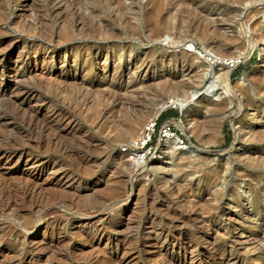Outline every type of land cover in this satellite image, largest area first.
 <instances>
[{"label":"rangeland","instance_id":"rangeland-1","mask_svg":"<svg viewBox=\"0 0 264 264\" xmlns=\"http://www.w3.org/2000/svg\"><path fill=\"white\" fill-rule=\"evenodd\" d=\"M0 264H264V0H0Z\"/></svg>","mask_w":264,"mask_h":264},{"label":"bare ground","instance_id":"bare-ground-1","mask_svg":"<svg viewBox=\"0 0 264 264\" xmlns=\"http://www.w3.org/2000/svg\"><path fill=\"white\" fill-rule=\"evenodd\" d=\"M194 51V49L190 46V45H187L186 46V50H185V53L186 54H190ZM210 64H213V63H217L218 61L220 62L221 61V58H216L214 56H210V58H208ZM211 66V65H210ZM233 69H230L228 71H225V73H220V72H216L214 69L210 72V73H207L205 74V82H203L202 84V88H204L205 90L207 91H210L212 92V97H213V100L217 99L219 94L217 95V92H214V90H219L218 89V86H219V82L221 84V87L224 91H227L228 90V87H229V80H230V74L232 72ZM41 77V76H40ZM194 91L191 92L190 95H188L186 93V96H180L177 95V94H173L172 96H170L169 98H167V101H163L160 103V105L155 109V114L158 115L160 112H162L163 110H165L166 108L168 107H174L180 111H183L187 105H188V101H189V98L190 96L193 97L194 95ZM184 95V94H183ZM196 96V95H195ZM192 108V107H191ZM188 109V108H187ZM190 111V109H189ZM187 116V115H186ZM170 122H173L172 120L170 121H167L166 123H170ZM175 123V122H173ZM191 126V125H190ZM179 141V138L176 136V135H173L171 138H161L160 140V143H159V146H158V152H159V155L163 154L165 152V149L169 148L168 146L169 145H177ZM165 155V154H164ZM7 156V155H6ZM120 157H123L122 155H119ZM163 156V155H162ZM139 161V162H138ZM167 161V160H166ZM135 163L137 164H141L143 163V160H137L135 161ZM163 164V163H162ZM167 164V163H166ZM146 165V163H145ZM34 166V165H33ZM126 166V165H125ZM144 166V164H143ZM161 168V167H160ZM60 169V168H59ZM155 170H158L157 167H154ZM164 171V170H163ZM51 174L53 171H50ZM54 175V174H53ZM60 177V176H59ZM62 177V176H61ZM60 177V179H61ZM67 179V178H66ZM109 183V182H108ZM106 184V183H105ZM44 191V190H43ZM129 204L126 203V206ZM132 210V209H131ZM131 213V211H130ZM127 216V215H126ZM40 219V218H39ZM127 220V218H126ZM40 222V221H39ZM33 223V222H32ZM53 224V223H52ZM88 226V225H87ZM155 240V239H154ZM116 249V248H115Z\"/></svg>","mask_w":264,"mask_h":264},{"label":"built area","instance_id":"built-area-1","mask_svg":"<svg viewBox=\"0 0 264 264\" xmlns=\"http://www.w3.org/2000/svg\"><path fill=\"white\" fill-rule=\"evenodd\" d=\"M231 64V63H230ZM170 123L157 126V120L150 121L144 128L140 137L121 148L130 161L144 160L156 153L155 141L160 138H171L174 133Z\"/></svg>","mask_w":264,"mask_h":264},{"label":"trees","instance_id":"trees-1","mask_svg":"<svg viewBox=\"0 0 264 264\" xmlns=\"http://www.w3.org/2000/svg\"><path fill=\"white\" fill-rule=\"evenodd\" d=\"M166 115V114H165ZM160 116V118L163 120V119H168V118H172L173 117V113H171V115H169V116Z\"/></svg>","mask_w":264,"mask_h":264}]
</instances>
